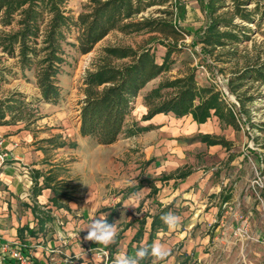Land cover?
Wrapping results in <instances>:
<instances>
[{
	"label": "rangeland",
	"instance_id": "rangeland-1",
	"mask_svg": "<svg viewBox=\"0 0 264 264\" xmlns=\"http://www.w3.org/2000/svg\"><path fill=\"white\" fill-rule=\"evenodd\" d=\"M89 1L69 0V14L77 17ZM182 2L186 15L181 25L195 33L205 24V17L197 0ZM148 38L147 35L132 37L114 32L93 52L82 55L72 45L75 38L69 36L65 44L66 64L60 76V104L52 107L40 103L32 107L40 119L27 128L35 137H41L37 143L45 146L47 160L60 165L57 172L65 179L57 181L56 187L61 196L72 197L79 204L78 213L90 220L98 217L100 211L107 216L109 212L104 209L113 206L118 215V232L130 225L118 247L112 243L94 249L95 259L91 257V261L84 262L112 264L115 256L127 250L130 256H135L137 243L128 246L127 237L135 234L139 220L147 221L142 241L146 246L152 216L171 212L181 220L174 229L158 232L154 241L159 240L169 249V256L158 264H264V200L257 183L263 178L261 170L264 168V86L247 94L253 99L246 103L248 112L240 116V131L220 127L212 118L207 133L230 140L233 145L229 150L191 143L192 138L206 134L193 129L191 117L161 115L154 120L155 129L150 130V123L143 118L146 111L141 101L136 102L125 133L113 145H99L94 138H82L73 133L79 120L82 77L92 61L105 46L133 44ZM193 38L194 34L185 40V53L171 74L177 75L184 69V59L192 58L194 65L202 62L200 47H192ZM263 41L264 36L258 32L252 36V41L240 48L252 51L255 43L259 46ZM165 51L164 47L158 46L159 61ZM1 65L14 66V59L5 58ZM234 66V62L217 63L207 59L206 64L200 65L197 79L203 85L213 84L215 74L229 80ZM219 68H224V72ZM27 75L32 78V73ZM161 79L150 83L148 88L158 85ZM14 91H20L30 99L40 96L38 88L27 78L6 74V82L0 87V99ZM232 98L239 105L234 95ZM17 126L25 128V123ZM51 137L65 145L53 148L42 141ZM47 164L46 167L52 165L49 161ZM180 169L192 170L196 178L184 193L180 189V180L167 179ZM153 186L158 189L157 193ZM222 192L232 194L229 203L221 204ZM213 194L217 196L212 197ZM52 250L55 251L52 254L57 253V248ZM78 256L81 259L82 255ZM59 257L67 256L61 254ZM72 258L78 259L74 255L69 260ZM143 264H153V257L149 255L143 259Z\"/></svg>",
	"mask_w": 264,
	"mask_h": 264
},
{
	"label": "trees",
	"instance_id": "trees-1",
	"mask_svg": "<svg viewBox=\"0 0 264 264\" xmlns=\"http://www.w3.org/2000/svg\"><path fill=\"white\" fill-rule=\"evenodd\" d=\"M197 1L205 24L192 33L181 25L186 15L182 0H90L77 17L67 10L69 0H0V87L6 82V74L20 75L33 82L40 92L39 97L32 99L20 91L1 98L0 126L25 123L28 129L40 119L32 107L42 102H60V76L66 64L65 44L69 36L75 38L72 45L77 51L86 55L106 37L119 32L124 36L149 38L133 44L105 46L92 61L80 86L82 137L94 138L99 145L116 143L125 133L128 118L142 91L159 78L162 79L158 85L143 97L145 121L159 114H173L177 118L190 115L195 122L203 124L216 117L223 128L240 131V116L248 112L246 103L253 99L247 94L264 86V41L259 46L255 43L252 51L240 48L252 41L255 33L261 32L264 36V0ZM192 34V47H200L203 60L194 65L192 58L184 59V69L173 75L175 64L185 53V40ZM158 46L166 49L161 61L157 57ZM5 58L14 59V66L1 65ZM207 59L217 63L234 62L228 87L239 101V107L231 106L215 85L198 81L197 72ZM224 70L219 68L222 73ZM28 73H32L33 79ZM55 138L42 141L53 148L65 145L57 143ZM191 142L221 145L227 150L233 145L224 136L212 134H200ZM192 173V170L180 169L167 179L184 180ZM261 173L264 177V168ZM41 176L45 179L43 188L54 190L51 183L55 179L41 172H37L35 189ZM153 191L157 193L158 189L153 186ZM220 197L223 204L229 203L233 196L222 192ZM260 197L264 200V186ZM114 217L112 211L106 219L114 223ZM161 217V213L152 216L149 248L158 232L169 229ZM40 221L46 223V219ZM146 222V219L139 220L141 226L135 241H141Z\"/></svg>",
	"mask_w": 264,
	"mask_h": 264
},
{
	"label": "crops",
	"instance_id": "crops-1",
	"mask_svg": "<svg viewBox=\"0 0 264 264\" xmlns=\"http://www.w3.org/2000/svg\"><path fill=\"white\" fill-rule=\"evenodd\" d=\"M148 87L149 85L142 92H147L152 88ZM144 94L142 95L141 93L137 102L141 101L142 107L146 111V107L143 104ZM42 103L52 107L60 104ZM161 115L166 114H159L147 121L150 123L149 126H153L150 130L155 129L154 126L157 124L154 123V120ZM185 117H191L194 130L208 134L212 119L206 123L198 124L193 120L192 116ZM214 118L216 119L215 122L217 121L216 123L222 127L219 120L216 117ZM73 133L82 137L80 133V120L74 126ZM39 139L41 137H35L29 129L20 128L17 125L0 126V152L4 154L5 160L0 169V240L3 243L9 244H14L17 241L27 242L32 250L35 264H88V262L84 261H91V257L95 259L94 255L96 253L92 254V251L103 246L85 239L87 230L82 228L84 225L90 223L91 220L88 216L78 213L79 204L72 197L61 196L59 189L56 187L57 181L65 179L57 172L60 165L55 164V161L47 160L44 150L45 146L37 143ZM202 144L208 146L205 143ZM219 146L221 145L209 147ZM47 161L52 163V165L46 167L48 165ZM37 172H41L45 176L51 175L55 179L51 183L54 190L43 188L44 176L38 179L39 183L35 189ZM192 174L184 180H170H180V189L184 193L192 187V183L196 179ZM112 207H106L104 211L109 212V214L112 211L115 212L114 223L119 230L117 225L118 215ZM213 208L215 209L216 207ZM109 214L104 217L107 218ZM101 215H103V212L101 213L100 211L97 216ZM43 218L46 219L45 224H42L40 221H43ZM129 226L122 227L123 229L118 232L113 245L119 246V242L124 239L125 231ZM140 226L139 223L135 234L127 237L129 240L128 246H132L133 242H136L137 246L142 244L144 233L141 236V241H135L134 239ZM146 231L145 227L144 232ZM80 242L84 244L80 245ZM53 248H57V253L52 254L55 252L52 250ZM61 254L67 257L60 258ZM73 254L78 258L77 260L73 258L69 260V257H74ZM79 254L82 255L81 259L78 256ZM126 254L131 255L129 250H127ZM52 256L55 260H52Z\"/></svg>",
	"mask_w": 264,
	"mask_h": 264
},
{
	"label": "clouds",
	"instance_id": "clouds-1",
	"mask_svg": "<svg viewBox=\"0 0 264 264\" xmlns=\"http://www.w3.org/2000/svg\"><path fill=\"white\" fill-rule=\"evenodd\" d=\"M161 219L170 229H174L181 220L179 216L171 212L163 215ZM82 229L87 230L86 240L104 247L112 244L118 235L115 223H109L103 215L93 218ZM149 255L153 257V264H158L159 261H163L169 256V249L159 240L154 241L150 248L140 244L137 246L135 256L130 257L126 253H120L115 256L112 264H140V261Z\"/></svg>",
	"mask_w": 264,
	"mask_h": 264
},
{
	"label": "built area",
	"instance_id": "built-area-1",
	"mask_svg": "<svg viewBox=\"0 0 264 264\" xmlns=\"http://www.w3.org/2000/svg\"><path fill=\"white\" fill-rule=\"evenodd\" d=\"M213 85L221 92L223 98L234 108L239 107L238 102L234 100L229 91L228 79L221 74H215L212 79ZM4 154L0 153V169L4 164ZM262 188L264 186V177L257 182ZM0 264H35L32 256V250L25 241H17L14 244L3 243L0 240Z\"/></svg>",
	"mask_w": 264,
	"mask_h": 264
}]
</instances>
